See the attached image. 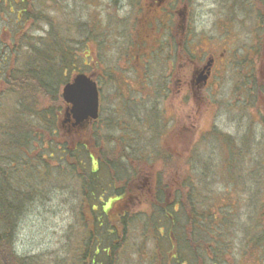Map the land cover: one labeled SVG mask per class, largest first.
Here are the masks:
<instances>
[{
	"label": "rangeland",
	"instance_id": "374dc122",
	"mask_svg": "<svg viewBox=\"0 0 264 264\" xmlns=\"http://www.w3.org/2000/svg\"><path fill=\"white\" fill-rule=\"evenodd\" d=\"M49 1L47 14L53 28H60L72 39L71 49L82 60L78 72L94 74L100 84L101 122L89 128L87 137L97 130L103 139L102 145H95L104 151L108 150L105 141L111 138L109 151L126 160L135 172L130 185L132 197L125 209L135 224V233L124 249L118 250L116 264H138L137 260L148 263L146 256L141 260L137 254L145 216L151 214L158 198L168 205L167 211L175 208L177 214L173 212L172 216L176 229L180 226L179 231L189 232L184 216L190 206L187 196L191 189L199 195L192 203L195 209L208 211L209 203L217 197L215 207L222 208L227 225L231 223L225 225L226 229L209 223L196 227V233L202 236L196 240V264H264V245L247 241L253 234L263 237L264 221L258 213H264V185L252 188L248 184L238 195L239 202L226 199L229 194L225 193L234 189L226 175L230 156L245 139L250 142L245 155L254 153L258 159L264 155L260 150L264 149V131L254 124L264 114V99L256 93L257 87L256 92L244 91L246 82L247 88L253 89L252 77L255 86H264V29L250 28L254 23L248 15V28H244V20L234 26L229 11L222 6L225 0H190V25L184 32L185 39L195 43L178 49L175 42L181 38L176 36H181V31L177 34L181 3H174L169 28H161L159 21L155 28H146V0ZM11 17L5 10L0 14V39H5L7 46L10 40L2 30L12 28L11 19L15 17ZM40 28L48 27L40 24ZM76 28H84L82 35L91 40L76 45ZM39 34L43 36L42 32L35 35ZM208 50L216 58L224 54L223 61L215 64L208 86L193 94L190 82L194 68L203 61L201 53ZM3 57L6 59L7 54ZM237 68L240 71L234 70ZM6 69L7 63L3 64L0 56V82ZM178 80L182 88L177 87ZM131 107H136L138 119L127 124L120 116ZM139 108L147 112L140 113ZM106 122L108 129L103 125ZM219 136L231 137L238 147L228 146ZM124 138L132 150L123 151L129 145L122 142ZM96 160H89V166L95 167ZM52 162L50 165L56 167V158ZM48 182L52 183L49 193L38 194L21 218L13 250L19 257L57 264L70 260L72 245H79L85 238V234L80 239V232L74 233L81 222L74 210L84 209L85 214L88 203L70 177L66 181L52 175ZM59 183L61 187H55ZM256 190L259 194L252 195ZM176 196L180 205L173 204ZM247 196L258 198L250 204ZM233 203L237 208L234 206L233 215H228ZM149 234L154 235L152 231ZM151 239L146 242L148 254L154 247ZM170 239L175 243L174 236Z\"/></svg>",
	"mask_w": 264,
	"mask_h": 264
},
{
	"label": "trees",
	"instance_id": "16d2710c",
	"mask_svg": "<svg viewBox=\"0 0 264 264\" xmlns=\"http://www.w3.org/2000/svg\"><path fill=\"white\" fill-rule=\"evenodd\" d=\"M47 1L0 0V14L5 10L9 16L15 17L11 19L12 28L2 30L9 37L10 46H7L5 39H0V56L3 64L7 63L0 82V264H42L37 258L17 256L13 248L21 218L38 194L42 191L49 193L52 183L48 179L52 175H58L66 181L69 177L76 181L88 203L85 214L84 209L74 210V214L77 212L79 215L77 221L81 216V222L77 224L79 230L74 233L80 232V239L85 234V238L79 245H72L70 260L57 264H116L118 250H123L130 236L135 233V224L131 223L130 214L125 211L132 197L130 185L135 172H132L126 160L115 157L109 151L111 138L105 141L108 150L104 151L95 145L96 142L102 145L103 139L97 130L87 137L89 128L99 125L100 119L87 128L74 129L63 123L65 104L59 88L81 73L77 67H80L82 60L71 49L74 44L72 39L66 37L67 34L60 28H53L47 14ZM27 24H30L29 28H25ZM40 24L48 28H40ZM76 29L79 37L76 45H84L83 40H91L82 35L81 30L84 28ZM40 32L43 36L35 35ZM96 40L93 38V42ZM4 54H7L6 59ZM253 83L252 77L253 89L247 88L246 82L244 91L256 92L257 87L256 93L264 99V86H255ZM258 119L254 124L264 131V114ZM103 125L107 129L110 127L107 122ZM219 138L228 142V146L236 142L231 137ZM121 140L129 144L123 151L133 149L128 139ZM248 143L245 139L242 147L239 146L232 153L226 173L234 187L225 191L229 194L226 199H234L235 202L240 201L238 195L245 187L264 185V155L259 159L253 156L254 153L245 155ZM55 158L56 167L50 165ZM93 158L98 160L95 167L92 164L90 167L88 161ZM240 187L243 189L237 191ZM257 194L258 190L252 195ZM197 197L199 195L191 189L187 196L190 206L184 216V223L190 230L186 233L179 231V224L176 229L177 223L172 216L173 212L176 213L175 208L172 206L173 211H167L168 205L159 198L156 200L151 214L145 216L137 254L141 260L146 256L147 264H196V240L202 237L196 233V227L209 223L219 229H226L231 224L227 225L222 208L215 207L217 197L215 200L210 199L212 201L205 212L195 209L192 204L197 201ZM256 198L249 199L247 196L245 200L253 204ZM175 201L173 204H181L177 196ZM234 206L237 208L236 203L228 207V215H233L231 211ZM258 216L264 220V213H258ZM136 226L141 228L139 224ZM150 231L154 235L149 234ZM248 231L252 234L251 230ZM253 235L247 241L253 245L256 242L264 245V233L261 238ZM171 236L176 238L175 243L171 241ZM150 237L154 247L148 254L146 242ZM137 263L141 262L137 260Z\"/></svg>",
	"mask_w": 264,
	"mask_h": 264
},
{
	"label": "flooded vegetation",
	"instance_id": "af4514ba",
	"mask_svg": "<svg viewBox=\"0 0 264 264\" xmlns=\"http://www.w3.org/2000/svg\"><path fill=\"white\" fill-rule=\"evenodd\" d=\"M190 0H146L145 7H146V15H148V22L145 25L146 28H155L156 22H160L161 28H169L170 18L174 17L171 10L173 9L174 3H181L183 7V12L179 13V17L181 20L177 26V34L181 31L180 34L176 35L177 37H181L179 40H176V44L178 49L182 47V49L186 46L190 47V45L195 42L193 40L185 39V32L184 28H188L190 25L188 17V10L189 9V2ZM224 9L229 11V16L232 24L235 26V22L238 20L245 22L243 23L244 28H248L247 25L250 20H248V16L251 17L254 26H250V28H264V0H225L224 4H222ZM248 15V16H247ZM150 16V17H149ZM248 20V21H247ZM235 23V24H234ZM242 26V27H243ZM183 28V29H182ZM180 29V30H179ZM212 53V54H210ZM202 60H206L205 62H212V67L210 71V77L213 73L215 64L219 60L220 62L223 61L224 54L216 56L213 54L212 51H203L201 53ZM203 61H200L201 64L196 66V70L200 69L204 65ZM205 63V64H206ZM179 81V80H178ZM210 78L207 81L208 86ZM177 87H181L182 85L179 84ZM205 87V88H206ZM190 88L193 91L197 90V86L195 87L193 82L190 83Z\"/></svg>",
	"mask_w": 264,
	"mask_h": 264
},
{
	"label": "water",
	"instance_id": "95a60500",
	"mask_svg": "<svg viewBox=\"0 0 264 264\" xmlns=\"http://www.w3.org/2000/svg\"><path fill=\"white\" fill-rule=\"evenodd\" d=\"M211 63L209 62L203 70L195 74L196 85L202 88L209 78ZM62 99L68 106L65 111V123H72V127H83L90 121L98 118L99 93L96 83L83 74L76 75L72 81L62 89Z\"/></svg>",
	"mask_w": 264,
	"mask_h": 264
}]
</instances>
